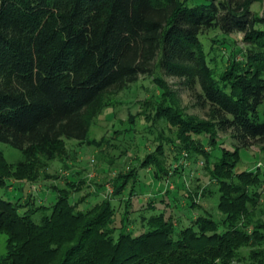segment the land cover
Masks as SVG:
<instances>
[{"label":"trees","instance_id":"1","mask_svg":"<svg viewBox=\"0 0 264 264\" xmlns=\"http://www.w3.org/2000/svg\"><path fill=\"white\" fill-rule=\"evenodd\" d=\"M256 2L264 4L0 0V143L23 156L12 165L0 151V189L12 177L30 182L50 178L42 171L68 155L67 140L99 146L89 139L90 118L108 105L106 95L141 77L155 78L168 94L163 79L156 76L162 71L183 79L206 111V121L196 122L160 103L154 104L153 116L142 117L149 127L163 119L175 132L177 142L167 140L176 152L174 162L204 156L216 189L191 190L186 196L194 209L201 208L198 198L217 195V209L224 216L221 222L211 214L199 216L177 229L180 218L168 213L174 206L168 201L174 196L168 183L166 191L160 190L163 199L146 206L152 215L145 216V208L138 210L136 204L141 203L133 197L141 169L151 171L159 182L176 177L178 188L187 192L183 168L167 167L165 148L158 146L138 162L139 168L118 172L110 197L97 194L99 198L84 209L85 198L74 197L86 184L83 179L65 178L63 188L53 185L57 196L49 206L21 211L20 199L1 198L0 233L7 235L8 244L0 264H231L243 247L264 246V222L255 220L258 213L264 214V171L262 166L257 171L237 170L242 149L264 148V16L252 10ZM212 29L244 35V65L235 59L223 74L212 70L201 42ZM220 134L231 137L233 149L223 148L214 158L203 148L202 137L214 146ZM104 161L110 172L114 159ZM140 211L141 228L135 220ZM251 224L256 225L250 229ZM262 255L257 248L252 252L254 259Z\"/></svg>","mask_w":264,"mask_h":264},{"label":"rangeland","instance_id":"2","mask_svg":"<svg viewBox=\"0 0 264 264\" xmlns=\"http://www.w3.org/2000/svg\"><path fill=\"white\" fill-rule=\"evenodd\" d=\"M252 10L260 16H264V4L262 2L254 3ZM243 38L242 33L225 35L214 29L207 31L201 37L208 64L216 74L225 73L233 65L235 59L236 62L243 65L246 63L248 46ZM156 76L163 79L168 94L163 88L156 85L155 78L141 77L137 82L128 85L123 90L106 95L104 100L108 105L97 115L90 118L92 124L89 139L99 142V146H96V144L81 145L77 141L67 140L65 146L68 155L63 159H55L49 164L46 172L45 170L42 171V175L46 173L51 176L50 178L30 182L12 177L8 180V186L5 189H0V199L11 201L20 199L19 202L23 206L21 211L34 206L36 208L39 205L49 206L56 200L57 196L56 192L53 191V185L63 188L65 178L83 179L87 185H83L81 191L74 197L75 199L85 198L82 207L79 206L84 209L91 206L99 198L97 194H100L99 196H111L114 191L113 180L117 177L118 172L122 170L127 173L134 167L139 168V163L145 156L155 153L158 146H164L167 167L172 164V167L183 168L182 173L187 192L180 189V187L178 188L180 182L178 178L169 177L163 182H159L153 179L151 171L141 169L139 170V182L136 187L137 192L133 197V202L135 200V202L140 201V205L143 204L140 206L135 203L138 210L145 208L142 213L147 217L152 215L154 211L151 208L146 209V206L149 202L158 204L164 195L160 194V190L166 191L169 184L168 188H172L174 196L168 201L174 206L168 213L173 212L175 217L180 218L176 221L177 229L186 228L199 216L207 214H211L216 221L221 222L224 216L217 209V195L208 194L205 197L198 198L201 208L194 209L190 207V200L186 196L191 190L201 192L203 188L216 189L210 182L204 156L196 154L191 159L174 162L176 152L172 144H167V140L176 141L175 132L169 129L167 121L163 119H159L160 121L158 120L152 127H149L150 123L144 120V117L148 114L153 116L154 104L158 103L164 107L171 106L179 110L181 114L186 115V117H192L196 122L206 121V111L197 104L196 98L185 85L183 79L167 76L162 71H159ZM200 91L201 89L198 86L197 92ZM132 120L135 121L134 124L131 123ZM205 140L206 138L202 137L203 148L205 151L212 153L214 158L222 155L223 148L233 149L231 137L224 134L219 135L214 146L207 144ZM0 151L12 165H16L23 158L21 151L9 144L0 143ZM183 154L186 153L183 152ZM240 155L241 162L237 168L238 171H257L259 166H262L261 171H264L263 147L255 145L249 149H242ZM111 158L114 159V166L111 167L109 172L104 160L107 161ZM172 170L170 169V171ZM261 192L260 206L264 209V186ZM175 204H179V207L176 208ZM114 205L121 213L123 208L120 201H114ZM139 213L141 211L136 214L137 216L134 215L136 216V223L139 224L138 226L141 225V214ZM255 218V220L261 219L264 222V214L258 213ZM255 220H253V223ZM255 225L251 224L250 229ZM137 233H139V229L135 230V234ZM7 244V235L0 233V259L7 253ZM256 248L261 250L263 255L254 259L252 258V252L256 251ZM256 248L243 247L239 250L238 259H234L231 264H264V246Z\"/></svg>","mask_w":264,"mask_h":264}]
</instances>
